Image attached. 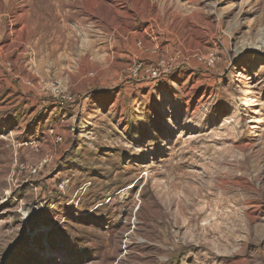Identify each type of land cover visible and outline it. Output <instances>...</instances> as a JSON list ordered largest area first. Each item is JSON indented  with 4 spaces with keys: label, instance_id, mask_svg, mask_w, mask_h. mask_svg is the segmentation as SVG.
I'll list each match as a JSON object with an SVG mask.
<instances>
[{
    "label": "rangeland",
    "instance_id": "1",
    "mask_svg": "<svg viewBox=\"0 0 264 264\" xmlns=\"http://www.w3.org/2000/svg\"><path fill=\"white\" fill-rule=\"evenodd\" d=\"M0 53V264H264V0H0Z\"/></svg>",
    "mask_w": 264,
    "mask_h": 264
},
{
    "label": "built area",
    "instance_id": "2",
    "mask_svg": "<svg viewBox=\"0 0 264 264\" xmlns=\"http://www.w3.org/2000/svg\"><path fill=\"white\" fill-rule=\"evenodd\" d=\"M0 58H1V53H0ZM1 65V64H0ZM165 63L164 62H160L157 66V69H149L147 70L148 73L152 74L153 77L157 76L159 73L160 68L165 67ZM144 71L143 69V64H137L135 67L132 68L131 70V74L133 77H138L141 75V73ZM48 90L52 93L53 96L60 98L62 100V103H69L73 100V97L70 96L69 93H66L65 91H63L60 86L58 84H56L55 82H50L48 84ZM50 134L56 136L55 140L57 143L62 141V137L59 136L56 131L55 128H51L50 130ZM63 187V186H62Z\"/></svg>",
    "mask_w": 264,
    "mask_h": 264
},
{
    "label": "bare ground",
    "instance_id": "3",
    "mask_svg": "<svg viewBox=\"0 0 264 264\" xmlns=\"http://www.w3.org/2000/svg\"><path fill=\"white\" fill-rule=\"evenodd\" d=\"M245 200H247V201H248V200H249V198H247V199H245ZM238 205H239V204H238Z\"/></svg>",
    "mask_w": 264,
    "mask_h": 264
}]
</instances>
